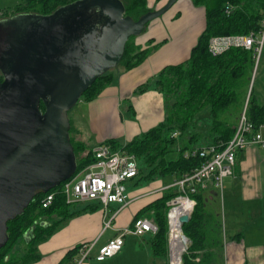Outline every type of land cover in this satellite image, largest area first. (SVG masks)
I'll use <instances>...</instances> for the list:
<instances>
[{"label":"trees","instance_id":"trees-1","mask_svg":"<svg viewBox=\"0 0 264 264\" xmlns=\"http://www.w3.org/2000/svg\"><path fill=\"white\" fill-rule=\"evenodd\" d=\"M77 1L80 0H22L13 12L10 10L2 12L3 9L0 7V13L3 15L0 16V20L10 18L11 15L47 16ZM121 1L125 6V15L135 21L152 11L148 8L147 0ZM192 1L195 6L205 8L206 28L197 45L192 49L189 60L179 65L165 67L157 77L137 89L138 93H143L153 88L164 95L167 100L164 121L125 146H121L115 140L105 142L115 150L122 149L137 157L139 182L168 175L173 176L174 181H177L199 168L203 159L184 157V152L190 149L188 146L180 149L176 160L168 161L166 157L169 146L187 130L191 132L189 145L200 141L203 135L197 128L200 123L199 117L203 113L208 114L207 120L211 124L209 135L205 138L207 145L227 144L235 135L238 125L237 121L233 122L231 118L238 119L247 100V91L256 68L254 51L233 48L214 56L209 52L208 45L211 38L217 36L260 33L264 23V0ZM227 8H230L228 13H226ZM134 38L135 36L128 40L124 57L116 69L129 70L138 66L156 48L153 46L141 50L134 43ZM3 80L4 77L0 73V83ZM112 81L111 70L84 93L80 102L93 101ZM41 109L45 110L43 103ZM247 114L256 126L264 124V105L257 104L253 91L249 96ZM72 131L71 122L70 138L77 158V170L73 175L75 176L94 161V156L92 150L87 149L83 142L73 139ZM171 131L173 132L169 138L167 134ZM174 132H178L177 137H173ZM141 163L145 166L141 167ZM63 184L50 191L56 193L50 208L42 207L44 194H41L32 201L22 215L8 223L9 241L0 250V264H32L39 261L38 245L50 238L63 222L82 212L71 209L66 203L65 196L61 192ZM178 196L176 190L168 189L162 197L142 208L135 216V219L152 216L159 226V232L150 239L155 258H168L167 213L170 207L167 203ZM192 199L196 201V205L191 219L182 226L184 234L191 241L187 253L183 255V264H216L217 249L222 247L223 242L222 223L215 215L207 212L202 192L192 195ZM97 209H99L98 205H89L82 210ZM46 220L49 222L46 223ZM26 234L29 235L27 238ZM19 241H23L26 246L22 256L14 255ZM80 248L81 246L69 251L63 261L75 258Z\"/></svg>","mask_w":264,"mask_h":264},{"label":"water","instance_id":"water-1","mask_svg":"<svg viewBox=\"0 0 264 264\" xmlns=\"http://www.w3.org/2000/svg\"><path fill=\"white\" fill-rule=\"evenodd\" d=\"M177 1L137 21L121 0H80L51 15L0 21V250L8 223L76 172L69 112L119 66L128 40ZM16 19L23 25L8 26ZM190 219L182 216V225Z\"/></svg>","mask_w":264,"mask_h":264},{"label":"crops","instance_id":"crops-1","mask_svg":"<svg viewBox=\"0 0 264 264\" xmlns=\"http://www.w3.org/2000/svg\"><path fill=\"white\" fill-rule=\"evenodd\" d=\"M168 1L147 0V4L155 11ZM205 28V8L195 6L192 0H178L161 19L136 37L135 44L141 50L156 46L150 55L132 69L118 68L113 72L112 83L96 99L82 102L77 125L73 126L76 140L89 150L109 140L125 146L160 125L167 110L164 95L153 88L137 95V89L157 77L165 67L187 62ZM258 79L254 96L258 105H264V55L256 81ZM261 133L264 138V124ZM224 182L221 196L211 182L202 192L207 212L223 221V242L217 249L216 264H264V148L251 146L240 152L234 174ZM162 187L156 186L131 199L129 196V204L124 207L112 204L106 214L101 207L75 209L82 212L63 222L50 238L38 245L40 260L32 264H111L124 252V247L104 262L96 260L100 248L121 229L132 225L142 208L162 197L166 188ZM111 210L119 211L114 220ZM110 221L111 225L106 227ZM149 237L139 238L147 242L145 239ZM83 243L94 244L88 259L80 263L78 251L75 258L63 261L69 251ZM147 244L152 254L150 242Z\"/></svg>","mask_w":264,"mask_h":264},{"label":"built area","instance_id":"built-area-1","mask_svg":"<svg viewBox=\"0 0 264 264\" xmlns=\"http://www.w3.org/2000/svg\"><path fill=\"white\" fill-rule=\"evenodd\" d=\"M230 11L227 8L226 13ZM209 52L218 56L233 48L253 50L256 66L260 62L264 51V23L260 33L250 32L243 35L217 36L211 38ZM256 72V68L255 71ZM248 100H246L240 121L233 138L227 144L207 145L205 147L190 148L184 152L186 159L200 157L202 165L189 174L184 175L163 191L174 189L179 196L167 203L170 210L167 213L169 223L168 254L169 264H183V255L187 253L191 244L181 227L180 237L175 239L171 229L170 215L172 210L179 207L180 199H187L192 203L191 216L196 205L192 195L203 192L209 186V182L219 189H224V180L234 174L237 158L240 152L251 146L264 148V138L261 133L262 125L256 126L247 114ZM178 132L173 133L177 137ZM94 161L82 169L78 174L65 181L61 192L65 196L66 203L70 206L77 204L98 205L106 214L112 204L122 207L129 204V194L126 182L137 179L139 175V163L133 153L122 149H113L110 145L102 143L93 150ZM56 198L55 192L44 194L41 201L42 207L48 209ZM119 211L114 213L115 219ZM111 220V221H112ZM111 221L106 227L111 225ZM183 226V225H182ZM159 232V226L150 216L133 220L132 225L120 230V233L100 248L96 260L104 262L121 252L125 245V237L132 234L137 237L155 236ZM94 244L83 243L79 250L80 263L88 259Z\"/></svg>","mask_w":264,"mask_h":264},{"label":"rangeland","instance_id":"rangeland-1","mask_svg":"<svg viewBox=\"0 0 264 264\" xmlns=\"http://www.w3.org/2000/svg\"><path fill=\"white\" fill-rule=\"evenodd\" d=\"M21 2H22V0H0V7L3 9L2 12L3 11H9V10L11 12H13L15 7L17 5H19ZM152 11H154V10H152ZM1 14L2 13H0V16H3ZM164 15H162L159 18L153 20L151 23H149L148 27L152 23H154L155 21L161 19ZM13 17H18V15H16V16H12L11 15L10 16V18H13ZM7 19H3V20H7ZM0 21H2V20H0ZM148 27L146 28V30L148 29ZM146 30H145V32H146ZM140 35H142V34H140ZM201 35H199V36H201ZM199 38L200 37H198V41H199ZM135 39H136V37L134 38V43H135ZM263 55H264V52H263V54L261 56L260 62L256 66V72H254V74H253V77H252L251 82H250V86H249L248 91H247V100L248 101H249V96H250L251 92L255 91L256 83H257V86L259 85V79L257 81H256V79H257V72L259 71V69L261 67V63H262V60H263ZM180 64H182V63H180ZM177 65H179V64H177ZM115 71H117V69L112 70V72H115ZM139 94L140 93H138L137 95H139ZM165 100H166V98H165ZM82 102H84V101H82ZM82 102L77 104L69 112V117L71 119L72 126L77 125V121L76 120H77V117H78V113H80L79 111H82V108H83V103ZM165 104H167V100H166ZM242 112H243V109H242L241 113L239 114L238 119H236L235 117L231 118L233 120V122L237 121V123H239ZM207 118H209L207 113H203L199 117L200 123L198 124L199 128H197V129L200 130L199 132L203 135V138L200 141H198V142H196V143H194L192 145H189L190 143L188 141H189V139L191 137L190 130L182 132L181 134L179 133L180 135L175 139L174 143L169 146V153H168V155L166 157V159L168 161L176 160L178 158V156H179L180 149L184 148L186 146H188L189 148L207 146V140L205 138L208 137V135H209L208 131L211 128V126H210L211 124H210L209 120H207ZM173 131H171V132H169L167 134V136L169 138H170V136H171ZM71 136L73 137L74 140L77 139V136H76L74 130L72 131ZM83 136L86 137L85 135H83ZM142 166H145V165L143 163H141V167ZM137 182H138V184H137ZM173 183H174V177L168 175V176H165V177L154 178V179H151V180L144 179L141 182H139L138 179H133V180H130V181L126 182V187L128 189V194H129L130 199H131L132 197H135L137 194L143 193V192L148 191V190H151L152 188H155L156 186L167 187L169 185H172ZM224 184H225V182H224ZM221 194H222V192L219 191V195L220 196H221ZM147 201H149V199ZM86 205H91V204H87V203L86 204H77L75 206H71V209H73V210L78 209V208L83 209V208H86ZM183 205H184V207L189 208V204L186 201L183 202ZM131 210H132L131 207H129V211H131ZM111 212H112V214H110V216H113L115 212L112 211V210H111ZM183 215H184V213L180 214V213L175 212V211L173 212V215H172V226H173V229H176V231L179 230V228L177 226V223H178V221L180 222V218ZM150 217H152V216H150ZM222 227H223V221H222ZM149 236L150 235H147L146 237H149ZM125 241H127V242H126V246H124V252L120 256H118L116 259H114V261H112L111 264H152L154 261H155V264H165V263L169 264V262H170L169 261V254H168V258L167 257L166 258H155V257H153L151 252L148 251L149 246H148L147 243L150 242V237L145 239V241H147V242H144L143 238H139L137 236H134V235L130 234L127 237H125ZM143 244H144V246H143ZM25 250H26V246H25L24 242L23 241H19L18 244L15 247L14 255L22 256L23 253L25 252Z\"/></svg>","mask_w":264,"mask_h":264},{"label":"bare ground","instance_id":"bare-ground-1","mask_svg":"<svg viewBox=\"0 0 264 264\" xmlns=\"http://www.w3.org/2000/svg\"><path fill=\"white\" fill-rule=\"evenodd\" d=\"M184 201H186L189 204V208L184 207V205H183ZM174 211L178 212L180 214L184 213V215H187V214H189L192 211V203L190 201H188L187 199H180L179 200V207L174 209V210H172V212H171V215H170L171 229H172V232H173V237L175 239H177V238L180 237L182 223H181V218H180V222L178 221V223H177V226H178L179 230L176 231V229H173V226H172V215H173ZM176 261H177V264H178V260H176Z\"/></svg>","mask_w":264,"mask_h":264},{"label":"flooded vegetation","instance_id":"flooded-vegetation-1","mask_svg":"<svg viewBox=\"0 0 264 264\" xmlns=\"http://www.w3.org/2000/svg\"><path fill=\"white\" fill-rule=\"evenodd\" d=\"M10 19H12V18H8L7 20H10ZM2 21H4V20H2ZM12 21H15V22H12L11 23V25H8V26H15V25H19V26H21V25H23L22 23H18L17 21H21V19H16V20H12Z\"/></svg>","mask_w":264,"mask_h":264}]
</instances>
